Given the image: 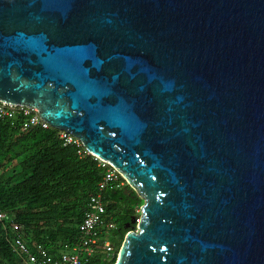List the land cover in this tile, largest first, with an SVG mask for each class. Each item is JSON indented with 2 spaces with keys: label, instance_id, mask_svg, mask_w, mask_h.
<instances>
[{
  "label": "water",
  "instance_id": "water-1",
  "mask_svg": "<svg viewBox=\"0 0 264 264\" xmlns=\"http://www.w3.org/2000/svg\"><path fill=\"white\" fill-rule=\"evenodd\" d=\"M0 103L143 201L114 264H264V0H0Z\"/></svg>",
  "mask_w": 264,
  "mask_h": 264
},
{
  "label": "trees",
  "instance_id": "trees-1",
  "mask_svg": "<svg viewBox=\"0 0 264 264\" xmlns=\"http://www.w3.org/2000/svg\"><path fill=\"white\" fill-rule=\"evenodd\" d=\"M19 122L18 115L13 123L0 121V212L10 213L21 225L29 245L41 244L54 254L77 240L78 224L104 168L91 155H79L83 147L64 145L60 130L23 131ZM122 191L104 192L107 212L116 225L109 233L115 255L100 257L98 250L87 264H114L127 232L125 224L131 217L138 218L143 201L135 193L128 197ZM117 214L122 218L118 224ZM0 263L18 264L1 222Z\"/></svg>",
  "mask_w": 264,
  "mask_h": 264
},
{
  "label": "built area",
  "instance_id": "built-area-1",
  "mask_svg": "<svg viewBox=\"0 0 264 264\" xmlns=\"http://www.w3.org/2000/svg\"><path fill=\"white\" fill-rule=\"evenodd\" d=\"M17 115L23 131L34 127L45 130L50 128L48 123L39 118L35 109L0 103V121L13 123ZM60 137L64 145L83 147L79 140L69 133L61 131ZM78 154L91 155L84 148L78 150ZM91 156L104 168V172L97 183L96 191L88 198L86 210L78 224V238L74 244L64 245L54 254L41 244L29 245L22 235L21 225L10 213L0 212V222L9 233V245L18 259V264H87L98 250L103 251L106 258L115 255L109 233L115 230L116 225L113 216L107 212L104 192L108 188L119 189L124 185V181L110 164Z\"/></svg>",
  "mask_w": 264,
  "mask_h": 264
},
{
  "label": "rangeland",
  "instance_id": "rangeland-1",
  "mask_svg": "<svg viewBox=\"0 0 264 264\" xmlns=\"http://www.w3.org/2000/svg\"><path fill=\"white\" fill-rule=\"evenodd\" d=\"M123 186H124V185H122L121 187H123ZM121 187H120V188H121ZM107 190L110 191V188H108ZM115 212H116V213H118V212L120 213V211H116V210H115ZM137 212H138V216H137V217H139L140 209L137 210ZM121 219H122V218L119 216V214H117V216H116V221H117V223H116V224H118V223H119V220H121ZM109 239H110V234H109ZM97 254H99L100 257H104V256H105L104 252L101 251V250H100Z\"/></svg>",
  "mask_w": 264,
  "mask_h": 264
},
{
  "label": "flooded vegetation",
  "instance_id": "flooded-vegetation-1",
  "mask_svg": "<svg viewBox=\"0 0 264 264\" xmlns=\"http://www.w3.org/2000/svg\"><path fill=\"white\" fill-rule=\"evenodd\" d=\"M123 188V193L125 194V196H128V197H133V194L135 193L128 185L125 187L124 189V186L121 187ZM121 198V197H120Z\"/></svg>",
  "mask_w": 264,
  "mask_h": 264
}]
</instances>
